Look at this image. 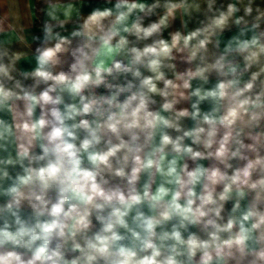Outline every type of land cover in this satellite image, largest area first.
I'll list each match as a JSON object with an SVG mask.
<instances>
[{
	"label": "clouds",
	"instance_id": "1",
	"mask_svg": "<svg viewBox=\"0 0 264 264\" xmlns=\"http://www.w3.org/2000/svg\"><path fill=\"white\" fill-rule=\"evenodd\" d=\"M0 264H264V0H0Z\"/></svg>",
	"mask_w": 264,
	"mask_h": 264
},
{
	"label": "crops",
	"instance_id": "2",
	"mask_svg": "<svg viewBox=\"0 0 264 264\" xmlns=\"http://www.w3.org/2000/svg\"><path fill=\"white\" fill-rule=\"evenodd\" d=\"M33 4H35V0H33ZM86 11H87V9H86Z\"/></svg>",
	"mask_w": 264,
	"mask_h": 264
}]
</instances>
